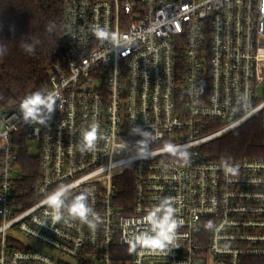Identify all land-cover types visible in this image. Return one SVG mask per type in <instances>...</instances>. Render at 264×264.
Segmentation results:
<instances>
[{"label":"built area","instance_id":"obj_1","mask_svg":"<svg viewBox=\"0 0 264 264\" xmlns=\"http://www.w3.org/2000/svg\"><path fill=\"white\" fill-rule=\"evenodd\" d=\"M62 47L41 92L58 96L45 123L20 110L34 93L0 108V264H264V157L204 152L254 117L264 131V0H64ZM19 137L38 142L28 204ZM130 169L126 210L118 178ZM57 187L55 222L45 197ZM81 195L93 227L67 210ZM169 209L172 238L142 246Z\"/></svg>","mask_w":264,"mask_h":264},{"label":"trees","instance_id":"obj_2","mask_svg":"<svg viewBox=\"0 0 264 264\" xmlns=\"http://www.w3.org/2000/svg\"><path fill=\"white\" fill-rule=\"evenodd\" d=\"M63 15L64 0H0V108H8L27 93H41L49 83L53 65L65 63ZM220 125L212 122L209 130ZM132 144L151 145H141L137 140ZM204 152L208 159L221 161L264 157V131L259 117L206 143ZM17 164L21 172L16 188L28 204L34 201L39 179L38 159L28 157L27 151L20 148ZM118 183V203L130 208L132 170L125 171Z\"/></svg>","mask_w":264,"mask_h":264},{"label":"clouds","instance_id":"obj_3","mask_svg":"<svg viewBox=\"0 0 264 264\" xmlns=\"http://www.w3.org/2000/svg\"><path fill=\"white\" fill-rule=\"evenodd\" d=\"M97 38H104L106 36L105 28L96 27L93 29ZM31 51V48L27 49ZM58 98L56 93H49L44 96L40 92H36L26 97L20 105V110L23 114V118L26 122H36L39 124L45 123L44 109H47L48 113L54 111L56 99ZM97 125L92 124L83 132L82 143L86 145L88 149L94 146V141L97 137ZM169 150L172 148L169 146ZM228 172L235 173L236 169L228 168ZM65 193L66 189L57 187L53 192L45 197L47 205L53 209V213L59 212V215H53V220L59 221L62 216L60 210L65 208ZM67 210L73 218H80L85 222H88L90 227L93 225L87 220L89 209L85 203V197L83 195L74 197L70 203H68ZM169 214H166L162 220L153 219L152 223L158 230L155 236H148L141 241V245H164L171 238L178 227V223L171 219V209L168 210ZM151 248V247H150Z\"/></svg>","mask_w":264,"mask_h":264},{"label":"rangeland","instance_id":"obj_4","mask_svg":"<svg viewBox=\"0 0 264 264\" xmlns=\"http://www.w3.org/2000/svg\"><path fill=\"white\" fill-rule=\"evenodd\" d=\"M258 97L261 98L262 97V94L261 92H258ZM221 126V125H220ZM219 126V127H220ZM17 148H18V151L20 148H23L27 151V155L28 157L30 158H33L35 157L38 153H39V150H38V142L36 140H32V139H24V138H21L19 137L18 138V144H17ZM241 160V159H240ZM18 169L20 170L21 172V169L19 167V164H18ZM20 238H23L25 239V237L23 235H18ZM37 248H42L44 249L45 247L39 243H36L35 245Z\"/></svg>","mask_w":264,"mask_h":264}]
</instances>
